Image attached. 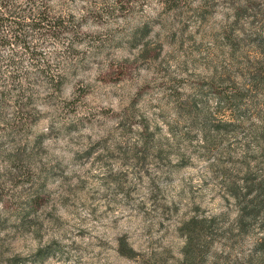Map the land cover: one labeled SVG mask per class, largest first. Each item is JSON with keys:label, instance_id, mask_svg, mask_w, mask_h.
<instances>
[{"label": "rangeland", "instance_id": "374dc122", "mask_svg": "<svg viewBox=\"0 0 264 264\" xmlns=\"http://www.w3.org/2000/svg\"><path fill=\"white\" fill-rule=\"evenodd\" d=\"M42 2L79 31L10 46L0 264H264V0Z\"/></svg>", "mask_w": 264, "mask_h": 264}, {"label": "trees", "instance_id": "16d2710c", "mask_svg": "<svg viewBox=\"0 0 264 264\" xmlns=\"http://www.w3.org/2000/svg\"><path fill=\"white\" fill-rule=\"evenodd\" d=\"M78 31L79 27L71 25L67 16L55 17L51 15L42 0H0V49L4 46L10 49L9 54L0 55V98L11 95L22 98L24 92V89L21 88H9L10 85L14 86L15 84L21 87V74L27 72L19 70L15 65L16 57L21 59L19 58L21 54H18L10 46H20L32 57L44 61L43 58L46 57L45 54L42 55L43 49H36L37 46L39 48L47 39L57 37L56 39L59 40L53 42H58L60 53H63L67 47L65 35L71 37ZM47 61L46 63H48ZM46 63H31V65L34 66L35 73L40 75L45 83L57 88L61 83L59 66L54 65L53 69H49L50 64Z\"/></svg>", "mask_w": 264, "mask_h": 264}]
</instances>
